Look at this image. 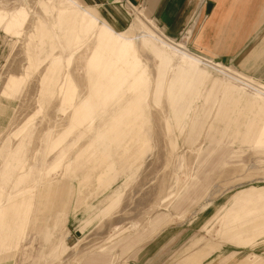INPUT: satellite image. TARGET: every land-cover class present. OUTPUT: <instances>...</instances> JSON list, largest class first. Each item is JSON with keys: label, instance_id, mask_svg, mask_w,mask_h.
<instances>
[{"label": "rangeland", "instance_id": "obj_1", "mask_svg": "<svg viewBox=\"0 0 264 264\" xmlns=\"http://www.w3.org/2000/svg\"><path fill=\"white\" fill-rule=\"evenodd\" d=\"M148 15L0 0V264H264L259 117L230 120L221 100L252 95L263 124L264 97ZM177 65L204 82L176 85ZM156 215L169 224L135 242Z\"/></svg>", "mask_w": 264, "mask_h": 264}, {"label": "crops", "instance_id": "obj_2", "mask_svg": "<svg viewBox=\"0 0 264 264\" xmlns=\"http://www.w3.org/2000/svg\"><path fill=\"white\" fill-rule=\"evenodd\" d=\"M89 1L107 5L117 2V0ZM130 1L135 5L133 7L141 6L145 8L146 12L151 15V17L148 15L151 23L156 24L157 22L169 35L159 27L169 39L185 43L190 36L189 43L192 48L225 63L226 66L249 78L264 82V0H206L198 14H196L197 0ZM136 12L138 16L145 20L143 13ZM182 33V39L175 40L172 38ZM158 53L160 57L167 59L164 49L159 48ZM194 54L200 55L195 52ZM181 63L183 64V62ZM194 68H196V65H177L175 68L176 85L179 71L186 78L189 77L190 81L195 79L203 83L204 77L191 72ZM190 81H186V88L181 89V97L188 91ZM136 82H138L136 79L127 80L120 85V82L116 81L113 82L116 83L115 85L104 84L99 85V88H117L116 91L111 90L116 94L121 89L131 88ZM177 89L176 86V94H179ZM226 92H228L226 98L222 97L221 100L223 103L222 108L228 113V119L248 120L247 112L257 113L260 124L256 130V135H261L264 138V122L262 124V116L260 115L261 107H258L259 103L255 98L247 92L246 95H243L242 91L239 90L240 94H236L234 89L226 90ZM132 102L133 99L130 98L125 102L126 104L119 107V111L112 119V125L125 112L131 111ZM83 106H87V101ZM247 124L248 122L244 125L246 129ZM168 224L169 219L165 215H156L151 219L148 228L143 231L142 235L138 234L134 241L141 242V244L149 242L159 235ZM147 232L149 233L147 234Z\"/></svg>", "mask_w": 264, "mask_h": 264}, {"label": "bare ground", "instance_id": "obj_3", "mask_svg": "<svg viewBox=\"0 0 264 264\" xmlns=\"http://www.w3.org/2000/svg\"><path fill=\"white\" fill-rule=\"evenodd\" d=\"M196 56H198V58H195V60H198V62L200 63L201 62L205 63L204 60L209 61V59L206 58L205 56H201V55H196ZM215 66L218 71L226 75V78L231 79L237 82L238 84L240 83L239 85L242 86L243 88L247 87L251 90V92L255 94H260L262 95V97H264V83L262 81L249 78L246 75L239 73L238 71H235L232 68L226 66V64H223L220 61H218V63Z\"/></svg>", "mask_w": 264, "mask_h": 264}, {"label": "built area", "instance_id": "obj_4", "mask_svg": "<svg viewBox=\"0 0 264 264\" xmlns=\"http://www.w3.org/2000/svg\"><path fill=\"white\" fill-rule=\"evenodd\" d=\"M117 2L119 3V5L125 6V7H129V8L135 6L130 0H117ZM205 2H206V0H197V6H198V8L196 10L197 11L196 14H198L200 12V9H201L202 5ZM212 60H213L212 58L209 59L210 62H213ZM213 63L216 65L218 63V61L216 60Z\"/></svg>", "mask_w": 264, "mask_h": 264}]
</instances>
